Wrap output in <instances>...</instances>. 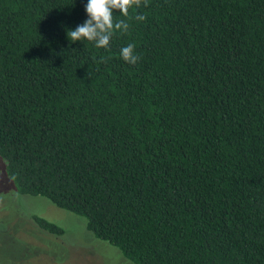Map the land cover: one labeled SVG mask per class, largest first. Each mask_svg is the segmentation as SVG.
Returning a JSON list of instances; mask_svg holds the SVG:
<instances>
[{
    "label": "trees",
    "instance_id": "obj_1",
    "mask_svg": "<svg viewBox=\"0 0 264 264\" xmlns=\"http://www.w3.org/2000/svg\"><path fill=\"white\" fill-rule=\"evenodd\" d=\"M86 3L0 0L14 190L134 264H264V0H148L106 49L67 38Z\"/></svg>",
    "mask_w": 264,
    "mask_h": 264
},
{
    "label": "rangeland",
    "instance_id": "obj_2",
    "mask_svg": "<svg viewBox=\"0 0 264 264\" xmlns=\"http://www.w3.org/2000/svg\"><path fill=\"white\" fill-rule=\"evenodd\" d=\"M14 189L0 156V264H134L120 249L94 237L83 217ZM38 217L59 225L63 234L46 230Z\"/></svg>",
    "mask_w": 264,
    "mask_h": 264
},
{
    "label": "clouds",
    "instance_id": "obj_3",
    "mask_svg": "<svg viewBox=\"0 0 264 264\" xmlns=\"http://www.w3.org/2000/svg\"><path fill=\"white\" fill-rule=\"evenodd\" d=\"M147 4L148 0H87L85 12L88 18L75 29L67 30V38L70 42L86 40L94 43L96 48L106 49L117 32L124 34L129 29L126 20L114 21L113 13L118 10L121 16L128 18L129 9ZM135 19L144 21L146 17L138 14ZM120 57L129 64L140 59L131 43L120 49Z\"/></svg>",
    "mask_w": 264,
    "mask_h": 264
}]
</instances>
